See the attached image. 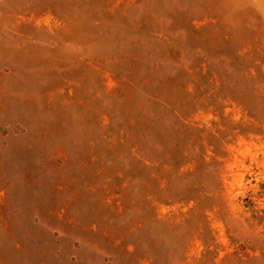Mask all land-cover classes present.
I'll return each mask as SVG.
<instances>
[{
    "label": "rangeland",
    "instance_id": "1",
    "mask_svg": "<svg viewBox=\"0 0 264 264\" xmlns=\"http://www.w3.org/2000/svg\"><path fill=\"white\" fill-rule=\"evenodd\" d=\"M0 264H264V0H0Z\"/></svg>",
    "mask_w": 264,
    "mask_h": 264
}]
</instances>
